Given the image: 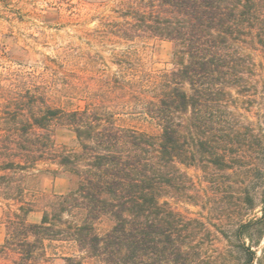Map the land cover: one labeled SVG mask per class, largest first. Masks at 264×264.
<instances>
[{"label": "trees", "instance_id": "trees-1", "mask_svg": "<svg viewBox=\"0 0 264 264\" xmlns=\"http://www.w3.org/2000/svg\"><path fill=\"white\" fill-rule=\"evenodd\" d=\"M80 2L86 51L0 75V264H257L264 0ZM154 39L172 69L133 50Z\"/></svg>", "mask_w": 264, "mask_h": 264}, {"label": "rangeland", "instance_id": "rangeland-1", "mask_svg": "<svg viewBox=\"0 0 264 264\" xmlns=\"http://www.w3.org/2000/svg\"><path fill=\"white\" fill-rule=\"evenodd\" d=\"M102 8L84 5L80 0H0V75L8 73L32 74L41 70L47 58H56L75 53L79 48L86 51L85 34L96 28L97 23L89 19ZM84 37V38H83ZM98 51V48H94ZM136 50L142 62L151 70H170L174 45L167 40L137 42ZM106 57L110 51L103 52ZM194 174L193 171H190ZM48 195L66 193L68 181L63 178L45 179ZM193 212L197 209L190 208ZM41 213L29 216L33 223L39 222ZM5 229L0 225V243ZM258 252L259 262L264 264V252ZM48 264H66L61 258ZM89 264H100L92 261Z\"/></svg>", "mask_w": 264, "mask_h": 264}]
</instances>
